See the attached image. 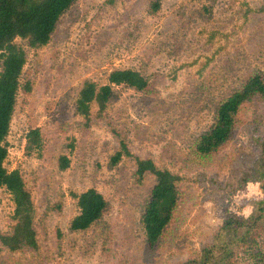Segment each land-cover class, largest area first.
<instances>
[{"label":"rangeland","instance_id":"obj_1","mask_svg":"<svg viewBox=\"0 0 264 264\" xmlns=\"http://www.w3.org/2000/svg\"><path fill=\"white\" fill-rule=\"evenodd\" d=\"M149 2L117 0L111 6L78 0L46 46L33 51L15 41L28 54L23 71L36 75L30 94L17 95L4 168L18 170L32 193L38 246L0 252V264H168L195 252L224 210L246 217L251 208L244 203L261 198L258 185L250 183L220 204L216 184L229 179L231 166L219 162L196 170L190 151L211 126L218 97L237 87L246 72L264 66V21L251 19L264 0H159L156 13L149 12ZM55 8L51 3L44 18ZM124 69L154 75L155 93L114 87L108 116L134 152L185 178L181 214L153 253L144 249L138 228L145 191L132 188L128 166L109 167L117 144L103 123L95 122L82 142L76 112L84 82L104 86L110 72ZM260 120L264 124V112ZM30 126L43 130L48 151L28 157ZM248 136L242 131L239 144L245 146ZM60 157L68 160L65 170L59 169ZM90 189L110 211L88 231L70 232L78 214L72 195ZM12 213L10 196L0 189V230L8 228ZM110 240L116 244L106 254L103 246Z\"/></svg>","mask_w":264,"mask_h":264},{"label":"trees","instance_id":"obj_2","mask_svg":"<svg viewBox=\"0 0 264 264\" xmlns=\"http://www.w3.org/2000/svg\"><path fill=\"white\" fill-rule=\"evenodd\" d=\"M77 1L0 0V189L9 194L13 204L9 226L0 230V252L6 254L32 252L38 246L32 193L18 170L4 168L7 158L5 140L17 95L30 94L36 75L23 71L28 54L15 41H22L33 51L46 46L62 15ZM116 1L106 0V4L113 6ZM51 3L56 8L45 19L44 13ZM158 9L159 0H151L149 12L156 13ZM251 19L255 23L264 21V6L256 8ZM155 83L154 75L131 69L113 70L104 86L84 82L76 101V112L82 118V142L95 122L103 123L117 144L109 158V167L114 169L119 163L128 166L127 179L132 188L145 191L146 200L138 228L147 253L158 251L181 214L187 196L185 178L134 152L126 133L115 125L108 110L114 87L152 95ZM263 112L264 66L246 72L237 87L218 97L211 126L192 143L190 162L196 170L213 163L216 166L219 162L231 166L233 172L229 179L216 184L220 204L250 183L258 185L261 198L244 203L251 208L246 217L224 210L215 228L201 239L195 252L168 264H264V124L260 120ZM242 131L249 132L245 146L239 144ZM44 137L41 128L30 126L25 135L24 154L29 157L48 151ZM58 163L60 170L69 165L64 157H60ZM72 196L78 214L69 222L70 232L88 231L110 211L109 203L92 189ZM107 243L104 250L106 254H112V245L116 242L110 240Z\"/></svg>","mask_w":264,"mask_h":264}]
</instances>
